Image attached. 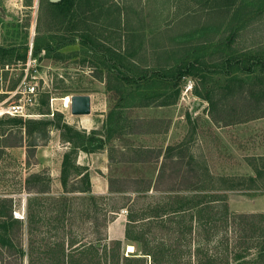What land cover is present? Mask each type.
I'll return each mask as SVG.
<instances>
[{
  "label": "rangeland",
  "instance_id": "374dc122",
  "mask_svg": "<svg viewBox=\"0 0 264 264\" xmlns=\"http://www.w3.org/2000/svg\"><path fill=\"white\" fill-rule=\"evenodd\" d=\"M82 1L79 0L78 14L79 16H87L84 24H88L94 29L95 34L110 51L124 57V62L133 61L134 63H129L132 65L131 67L133 69L135 67L140 68L143 74L154 70L155 67H158L159 62L160 65H163L161 55L166 53H168L167 61L171 66H178L184 62H191L203 50L204 58H208L212 46L215 45L218 50L220 42H230L234 50H228L227 55L238 61H236L237 67L230 70V65L220 66L222 60L219 63L218 59L208 58L209 63L205 67L208 70H206L204 77L187 75L180 81L178 107L175 109V117L170 129L177 143L168 146L164 154L171 155L173 160L180 161L182 165L179 168L178 165L168 164L166 166V173L176 174L171 182L166 177V182L178 189L171 194L178 192L177 194L182 196H191L194 192L187 189L189 182L201 178L202 181H206L205 184L208 185L207 188L209 189L211 186L219 187L222 185L224 181L221 178H224L226 180L224 184L231 182L238 184L234 189L220 191L225 194L226 201L231 196L236 198L248 197L250 192L247 191L253 187H250L248 172L242 164L247 163L249 166L252 164L253 168L258 166L264 172V156L254 157L251 155L255 150L257 141L261 143L264 140L260 137V135L264 136V118L229 125H223L222 122L214 123L207 111L211 105L198 96L194 89L199 90L201 94L213 90L214 94H218V99L222 97L220 101L216 100L218 106H222L225 100L231 101L238 98L239 101H242L250 94H259V85L253 89L254 93L250 92L251 85L256 82L254 80L255 74L252 75V73L247 72L246 68L249 66L248 63L252 64V61L255 60L252 59L253 56L259 57L261 55H256L257 51L264 50V0H231L228 4L222 3L220 0H90L86 4ZM43 3L44 0H0V45L15 46L7 47L6 52H0V57H7L5 60L9 66V69L3 72L1 87L5 90L16 85L25 72L22 69L23 62L12 58L27 51L28 60L29 48L34 49V51L39 49L36 55L32 54L34 59L30 57L31 63L28 67V72L40 78L37 82L36 103L27 107V113L32 115L30 118L45 117L40 115L43 109L40 100L46 92H49L47 100L49 111L61 112L64 118L67 116L65 119L67 123L77 129L83 128L82 123L86 118L93 119L99 129L101 126L99 120L105 115L98 114H105L108 101L111 103L116 101V92L110 90L107 93L105 90L107 78L113 79L114 76L110 74L112 73L111 70L117 71L118 69L120 72L128 73L133 77H137L139 74L133 70L127 72L121 66L111 69L110 66L114 63L110 59V53L99 50V47L90 48L81 43L79 36H77L79 30L70 31L69 28H66V24H54L51 28L52 24L48 25L51 23L48 21L49 18H39ZM127 6L135 8H133L135 10L134 15L128 11L130 14L127 16L129 21L126 25L123 24L124 26L121 25L122 23L118 25L117 21L122 20L121 12L127 13ZM130 16L132 17L129 19ZM62 40L64 41L63 46H59L57 43ZM46 45L53 47L52 49L56 48V50L40 49ZM26 47L28 48L26 49ZM184 49L185 52L182 54ZM183 55L185 56L182 57ZM168 62L167 64H169ZM136 63L138 65L133 66ZM227 68L229 72H225ZM253 70L257 72L258 66H254ZM229 76H235L244 82L239 83L237 81L235 83L233 81L230 88H225L223 87L224 78ZM189 81L190 88L188 86ZM141 84L144 83L141 82ZM166 84H168L167 81H163L157 86L168 94L170 92L168 88L163 87ZM219 92L222 94L221 96H219ZM67 94L91 95V114L89 116L72 115L70 106L61 99L63 95ZM162 100H164L163 97H154L150 103L153 102V106ZM101 110H105V112L103 113ZM133 112L135 111H131V113ZM150 113H152L151 109H147L144 114L141 113V110H136L134 115L145 116ZM5 118L6 116L0 119ZM138 121L141 123V120L138 119ZM259 130H262V133ZM46 134V138L39 136L36 141L33 137L25 136L26 140L22 146L7 147L0 154V197H11L13 200V217L21 218L24 221L20 232L17 230L15 233V237L25 251L32 250L34 264H40L38 256L40 257L42 254L40 252L42 248L40 238L43 231L42 229L38 232L35 231L33 237L28 234L25 204L27 197L32 194L25 190V186L27 184L35 188L49 189L50 192L57 194L59 191L57 190L60 174L59 162L62 153L67 147L69 149V144L63 143L56 129L49 128ZM125 141L127 148H132L130 147L132 144L137 145L142 142L139 138L134 137L132 139L126 138ZM32 142H36L37 145L31 153V148L27 147L26 144ZM176 146L178 147L176 148ZM164 158L165 156L162 162L168 160ZM189 159L191 164L187 163ZM95 161L94 164L102 163L100 159ZM122 163L119 165L121 167L118 172L124 174V179L148 175L154 169V165L150 164H133L128 160ZM91 169L94 170L95 166H92ZM185 172L186 174H184ZM32 173H37V176L30 177L29 182H25V179ZM198 176L199 178H197ZM134 179H125V185L135 186L136 183L132 182ZM239 181L241 184L238 183ZM76 182L78 186H82L78 179ZM163 183L167 184L165 181ZM74 185L70 181L67 188L71 189ZM247 187L250 188L247 189ZM213 191L209 189L204 192L209 194ZM147 195L149 196L142 197L145 195H141V198L137 200L136 204L141 203V208L148 207L150 203H155L151 206L158 205L162 200L161 196H163L159 193ZM39 196L46 198L41 203L44 206V217H50L54 213L49 211L50 199L47 198L54 195L49 193ZM88 196L87 194L68 195L72 198L67 206L69 212L66 214V219L63 221L64 227L60 228L58 236L64 238L67 235L75 236L78 239L81 238L82 241L89 242L94 238L92 229L93 224L97 222V235L100 237V245L102 246L97 258L101 264H105V261L107 264L108 251L105 250L107 241L104 238V227L101 226L105 220L103 214L106 210L102 205L104 200L101 197H96L93 205V202L87 198ZM124 200L121 195L108 198L106 207L121 206ZM214 205L217 206L214 207L213 211L218 212L220 203H214ZM121 212L119 210L118 213L121 214ZM232 213L229 211L231 216ZM186 214L189 213H185L187 217ZM218 215L219 213H217L214 226L207 230H203L197 225L194 226L193 221L194 228L191 235H181L177 232L176 225L168 221L164 223L158 221L150 223L148 221V225L141 226V231L145 232L144 236L151 242H162L173 255H179L182 264L185 262L197 264V260L205 255H211L217 262H220L226 253L229 264H238L243 260L246 262L244 264H251L257 256L255 248L244 251L245 255L241 259H234L233 255L242 252L245 246L250 245L251 242L252 244L256 243L257 240L248 237L243 230L239 232L238 222L240 218L228 221L227 226L223 227L221 216L218 217ZM111 216L106 212V219ZM177 219L180 218L177 217ZM90 220L92 224L89 223ZM148 227L150 228L147 232L146 228ZM68 229H70L69 232ZM180 237H182L181 240H179ZM109 246L111 247L112 244L109 243ZM2 252L0 264H22L13 248H2ZM90 258L91 261L89 256L83 258L84 264L95 262L94 255L91 254ZM28 259L31 257L25 256L22 260L23 264H31L30 260L28 263Z\"/></svg>",
  "mask_w": 264,
  "mask_h": 264
},
{
  "label": "trees",
  "instance_id": "16d2710c",
  "mask_svg": "<svg viewBox=\"0 0 264 264\" xmlns=\"http://www.w3.org/2000/svg\"><path fill=\"white\" fill-rule=\"evenodd\" d=\"M220 1L222 3L228 4L231 0ZM78 4L79 0H44V3L41 5V13L39 15V18H49L48 21H51V23L49 24L52 25L66 24V28H69L70 31L79 30V34H77V36H79L81 43L90 48L96 49L99 47V50H104L110 53V59L114 63L112 66H110L111 69H113V67L117 68L121 66L127 72H131L133 70L139 74L137 77H133L128 73L120 72L118 69L117 71L111 70L112 73L110 74H113L114 76L112 80H106L105 90L108 93L110 92V90H115L119 95L118 99L121 105L127 103L130 100L132 101V103H134L133 105H149L151 99L153 100L154 97L148 94H143L141 90L158 89L159 87L157 86V84L163 81H167L168 84L163 85V87L168 88L170 92L167 94V96H163L164 100H162L161 104L174 103L179 97V85L183 77H186L187 75H199L200 77H204L206 70H208V68H205L209 63L208 58H212L214 60L218 59L219 63L222 60V64H220V66L230 65V70L237 67V60H234L232 59V57L227 55L228 50H234V48H232L230 42L228 41L225 43L220 42L218 50L215 48V45L212 46L208 58H204L205 53L203 50V52H199V54L196 55V58L191 62H184L179 64L178 66H169L171 64L167 63H163V65H160L161 63H158V67H155L154 70H150L147 73L143 74L140 68L135 67L133 69L131 67L132 65L129 63L133 61L130 60L129 63L127 61L124 62V57L116 54V52L110 51L109 48H107V46H105V44H103V42L95 34L94 29H92L88 24H84L87 16H79ZM120 23L121 20H118L117 24L120 25ZM38 50H35L33 54L36 55V52H38ZM0 52L6 51L4 49H1ZM25 54L24 57L19 59L24 61ZM258 54L261 55L259 57L253 56L252 59L255 60L252 61V64L248 63L249 66L246 69L247 72L252 73V75L255 74L254 80L256 82L254 85H251L250 92L254 93L253 89L259 85V94H250V96L242 101H239L238 98H234L231 101L225 100V103L222 106H218L216 100L220 101L222 97L218 99V94H214L213 90H209L206 91L205 94H201L199 90H197L196 88L194 89L195 93L198 96L208 101V103L211 105L207 111L212 122H222L223 125H229L264 117V50L257 51L256 55ZM0 62L4 63L5 61L0 58ZM103 63L105 65V62ZM133 66H137V64H134ZM254 66H258L257 72L253 70ZM106 67L108 68V66ZM110 68L108 69L110 70ZM225 70V72H229L228 68ZM224 80L225 84L223 87L225 88H230L233 81H235V83L237 81L239 83L244 82L242 79H239L235 76H229L226 79L224 78ZM141 82H143L144 84H141ZM14 86L15 85H12L10 89ZM221 95L222 94L220 93L219 96ZM48 96L49 92H46L45 96L40 100L41 105L43 106L40 115H44V118H23L20 116H8L5 119H0V154L7 147L22 146L23 142H25L26 140V137H33L35 141L39 136H43V138H46V132L49 128H54L59 131L60 139L63 142L69 144V149L62 155L60 167L59 179L64 194L58 196H50V198H47L50 199L49 211L54 214L50 217H44V206L41 203L46 198L39 195H45L44 193H46L47 190L31 187L26 184L25 190L28 193L32 194L30 197H27L25 204V220L26 226L28 228V234L33 237L35 231L38 232L40 229H42L43 231L41 232L42 236L40 238L42 243L40 252H42V254L40 255V257L38 256L40 264H84L85 262L83 258L89 256V260L91 261V254L94 255L95 260V262L92 264H101L97 257L99 256V251L102 249V246L96 247L95 245L97 241H100V237L98 235L96 236L94 241H91L88 243V245H85L86 242L83 243L82 240L77 239V237L75 236L67 235L66 238H64L63 236L59 237L58 232L60 228L64 227L63 221L66 219L65 217L67 212H69V208H67L68 202L72 199L70 198L71 196L68 197V194L66 193H70L72 191L88 193L90 191L89 174L87 168L77 164L76 162L78 152H93L103 148L106 143V138L109 137V129H107V127L101 126V128L92 129L87 133L84 129H77L73 125L68 124L61 112L54 111L53 115L49 116L50 111L47 103ZM120 121L125 125H128L127 123H129L126 122V117H123L122 115L117 118V123ZM141 124L142 123L138 124V120L132 122L130 124L131 131L136 133L138 132L139 127H141V132L154 131V128L142 130L143 125ZM26 145L27 147L31 148L30 151L32 153V149L35 148L37 143L32 142L27 143ZM177 147L178 146H176V148ZM164 156V159L168 160H164L165 162L163 161L161 163L157 177L153 183V188L167 189L174 192V190L178 189L173 188L172 185H168V183L166 182V177L168 178V181L171 182V179L174 178L176 174H172L171 172L166 173L165 168L168 164L174 166L178 165L179 168V166L181 167L182 163L178 160H173V157L171 155ZM149 160L150 159L141 158L142 162ZM187 163L191 164V160L189 159ZM254 169L255 174L253 176H248V181L251 183L250 187H253L254 189H264V172L258 166H255ZM184 174H186V172ZM71 175L72 178H70ZM36 176L37 173L30 174L25 179V182H29L30 177ZM197 178H199V176ZM76 179H78L82 186L77 185ZM221 179H223L222 181H224L225 183L226 180H224V178ZM70 181L75 185L71 189H68L67 185ZM122 181L126 182V180L123 179L119 181V183H121ZM164 181L167 184H164ZM228 181L230 182V180ZM132 182L136 183L135 187H141V190H148L152 184V180L149 178H137ZM205 183L206 181H202L201 178L189 182V186H187V189L193 190L194 192V194H192L191 196H182L180 194H177L178 192L176 191V194H165L161 203L156 206H151L150 204H148V210L141 211V219L145 217L150 219L151 221H158V219H162V217H165L168 222H173L176 225V230L181 235H191V233L193 232V228L196 225L200 226V228H202L203 230H207L211 226H214L217 213H219L218 217L221 216L223 227L227 226L228 221H234L235 219L240 218L238 222L239 232L243 230L248 235V237L256 239L257 242L253 244L251 242L250 245H247L243 248L242 252L234 254L233 258L241 259L245 255L244 251L255 248L257 250V256L251 264H264V213H232L231 216V214H229L226 196L220 191L225 189H234V187L238 184H233L231 182L229 184L223 183L219 187L211 186V188L209 189L214 191L209 192V194H205L206 192L204 191L209 190L207 188L208 185H206ZM238 183L241 184L240 181ZM250 187H247V189H249ZM87 198H89V200L93 202V205L95 204L96 197L90 195ZM214 203H220V210L218 212L213 211L214 207L217 206L214 205ZM12 210V198L0 197V256H2L3 254L2 248H13L16 251L22 264V260L25 256L31 257V259H28V263L30 260L31 264H34L32 250L25 251L22 245L20 246L18 239L15 237V233H17V230H19L18 232H20L24 221L21 218L13 217ZM106 212L107 210L103 214L105 215V220L101 224V226H105L107 222ZM185 213H189L188 215L186 214L187 217L185 216ZM177 217H179L180 219H177ZM159 221L163 222L162 220ZM191 221H194V226L193 224H191ZM95 225L98 226L97 222L95 223ZM149 228L150 227L146 228V231H149ZM13 229L14 231H12ZM67 231L69 232L70 229H68ZM12 235L14 236L12 237ZM181 239L182 237L179 238V240ZM141 245L142 253L150 256V264H182L180 260L181 257L179 255H173L169 250L166 249L167 246L162 242L153 243L148 239H141ZM136 260L139 261V259H135L132 264H136ZM145 263L146 258L141 257V264ZM229 263L230 262L228 261L227 253L225 254V256H223L220 262H217L214 258H212L211 255H205L197 260V264ZM244 263L246 262H244L243 260V262H240L238 264ZM185 264L190 263L185 262Z\"/></svg>",
  "mask_w": 264,
  "mask_h": 264
},
{
  "label": "crops",
  "instance_id": "0c3cea01",
  "mask_svg": "<svg viewBox=\"0 0 264 264\" xmlns=\"http://www.w3.org/2000/svg\"><path fill=\"white\" fill-rule=\"evenodd\" d=\"M88 1L90 2V0H83L82 2L86 4ZM127 7H128L127 13L121 12L122 24L121 23L120 24L122 26L126 25L127 21H129L127 16H129L132 13L134 15L135 12L134 10L135 8L133 6H127ZM128 11H130L129 12L130 14H128ZM138 13L140 15V11ZM131 17L132 16H130L129 19ZM197 49L199 50V48ZM184 52L185 49L182 52V54H184ZM161 56H162L161 59H163V61L161 62L167 63L168 53ZM184 56L185 55H183L182 57ZM4 63H8V62L5 61ZM136 64L138 65V63ZM142 69L145 70V68ZM107 80H112V78H107ZM161 91L162 89L141 90L143 94H148L155 98L157 97L161 98L163 96H167V92L165 91L161 92ZM89 96H90V107H91L92 96L91 95ZM118 97L119 95L116 92L117 102L115 101L114 103H111L110 101H108L106 104L107 111L105 112V110H101L103 113L105 112V114H98L101 116L105 115L102 119L99 120V123H101L100 124L101 126L107 127V129H109V137L106 138V143L104 147L93 152L79 151L77 155V164L81 166H85L87 168L89 174L90 191L88 193L72 191L66 194L68 195L87 194L89 196L92 195L94 197H102V199L104 200L102 205L105 207V210H107V213L112 215L110 218L107 219L105 226H103L104 238L107 241V245L105 247V250L108 251L107 264H132L135 259H139V261L136 260L137 261L136 264H141V257L146 258L145 264H150L151 262V260H149L150 256L142 253L141 239H148V238L144 236L145 232L141 231V226L143 227V225L144 226L148 225L149 223L148 221H150V223L157 221H151L150 219L145 217L141 219V211L148 210V208L147 207L141 208V203L138 204L136 203L137 200L141 198V194H145V197L149 196L147 194H156V193L163 194V196H161L162 200L159 202L161 203L163 201L165 194L173 193V191L167 189H159V188L154 189L153 183L160 169V165L165 155L164 153L166 148L173 143L174 144L177 143V141H175L174 137L172 136L170 129L172 128L171 126L174 121L175 111H176L175 109L176 107H178L177 106L178 99L174 103H170V104H161V102H159L152 106L153 103L152 102L149 105L138 106V105H133L134 103H132L131 100L121 105L119 103ZM147 109H151L152 113L145 116L134 115V113H136V110H141V113L144 114L147 112ZM131 111H135V112L131 113ZM90 114H91V109L88 114H84L83 116H89ZM121 115L123 117H126L127 120L126 122H129L127 123L128 125H125L121 121L117 123V118ZM65 119H67V116H65ZM138 119L141 120L142 123L141 125H143L142 130L154 128V131L141 132V127H139L138 132L136 133L132 132L130 129V124ZM82 125H83L82 129L87 131V133L92 129H97V124L93 119L90 120L89 118H86V120L82 123ZM56 131L59 135V131L58 130ZM259 132L262 133V130H259ZM132 137L139 138V140H141L142 142L141 144H137V145L132 144V146H130L132 148H127L126 146L127 144L125 143L126 142L125 140L126 138L132 139ZM260 137L264 139V136L260 135ZM255 138L257 139V137ZM63 143L67 145L66 142ZM62 155H61V160H62ZM251 155L254 157L264 156V140H262L261 143H258L257 141V144L255 145V150ZM141 158L150 159V160L142 162ZM95 159L97 160L100 159L102 163L94 164ZM61 160L59 162V172L61 167ZM125 160H128L130 161V163L133 164L154 165L153 171L148 175H141L142 177L140 176V177L125 178L128 180L133 178L151 179L152 184L148 190H141V187L137 188L135 186L125 185L126 183L125 181L119 183V181L123 180L125 177L124 174H120L118 172L121 167L119 165L123 164L122 162ZM242 165L247 170L248 175L253 176L255 174V170L252 164L249 166L247 165V163H243ZM92 166H95L94 170L91 169ZM59 178H60V174H59ZM58 181L59 182L57 184V188H58L57 190L59 191L57 192V194L50 192L49 189H47V192L44 194L47 195L51 193L54 196L64 194L63 188L60 183V179ZM247 192H250L248 197L243 196L240 197L241 198L240 199V198H236L235 196H231L228 199L227 204L229 211L233 213H242V212L264 213V189L253 188L251 190H248ZM116 195H121L124 197L125 200L123 201L122 205L111 208L106 207L108 198L115 197ZM154 204L155 203H150V205H154ZM123 209L125 210L124 212L122 211L121 214L118 213L119 210H123ZM159 220H162L163 223L167 221L165 217H162V219H158V222H160ZM89 223L92 224V221L90 220ZM191 224H193L192 221ZM93 226L96 228L93 227L92 229V232L94 233V238L91 241L95 240L98 232L97 226L95 224H93ZM79 240L82 239L79 238ZM89 242H86L85 245H88ZM97 243H99V245H97ZM100 243L101 240L97 241L95 243L96 247L101 246ZM109 243L112 244L111 247L109 246ZM129 245L133 247V250L131 251L128 250Z\"/></svg>",
  "mask_w": 264,
  "mask_h": 264
},
{
  "label": "built area",
  "instance_id": "2783aa9c",
  "mask_svg": "<svg viewBox=\"0 0 264 264\" xmlns=\"http://www.w3.org/2000/svg\"><path fill=\"white\" fill-rule=\"evenodd\" d=\"M28 56V60L27 57L24 61L21 60V62H23L22 69L25 71L23 76L19 78L18 83L11 89L9 88L3 90L1 87V83L4 77L3 72L7 71L9 69V66L8 63L0 62V118L5 116H20L23 118H30V116H32L31 114L27 113V107L36 103V94L38 89L37 82L40 78L35 74L28 72V67L31 63L30 57H34L32 55L31 48H29L28 50ZM188 86L189 88L191 87L190 81L188 83ZM53 112V110H50L49 116H52ZM121 211L124 212L125 210Z\"/></svg>",
  "mask_w": 264,
  "mask_h": 264
},
{
  "label": "water",
  "instance_id": "95a60500",
  "mask_svg": "<svg viewBox=\"0 0 264 264\" xmlns=\"http://www.w3.org/2000/svg\"><path fill=\"white\" fill-rule=\"evenodd\" d=\"M69 106H70V113L72 115L88 114L90 112V96L88 94L70 95ZM97 245H99V243H97Z\"/></svg>",
  "mask_w": 264,
  "mask_h": 264
},
{
  "label": "flooded vegetation",
  "instance_id": "af4514ba",
  "mask_svg": "<svg viewBox=\"0 0 264 264\" xmlns=\"http://www.w3.org/2000/svg\"><path fill=\"white\" fill-rule=\"evenodd\" d=\"M51 1V0H50ZM54 1H58V0H54ZM48 25H50V24H48ZM51 28H53V25L51 26ZM50 30V29H49ZM63 40L62 41H60V42H58L57 44L59 45V46H63L62 44H63ZM1 47H2V49H8V48H11V47H15V46H13V45H10V46H4V45H0ZM8 47V48H7ZM28 47H26V49H27ZM42 48H45L47 51L49 50H51V51H54V50H56V48L55 49H52L53 47H51V46H43V47H41L40 49H42ZM48 48V49H47ZM25 49V50H26ZM33 51H32V54H33V52H34V49H32ZM6 51V50H5ZM44 51V50H43ZM26 53V54H25ZM24 54H25V59H26V57H27V51L26 52H24L23 54H21L20 56H14V58H12V59H15V60H21V59H19V58H22V57H24ZM1 59H3L4 61H6L5 59L7 58V57H0Z\"/></svg>",
  "mask_w": 264,
  "mask_h": 264
},
{
  "label": "bare ground",
  "instance_id": "6f19581e",
  "mask_svg": "<svg viewBox=\"0 0 264 264\" xmlns=\"http://www.w3.org/2000/svg\"><path fill=\"white\" fill-rule=\"evenodd\" d=\"M63 102H65L67 105L70 104V95H63V97L61 98ZM54 100V99H53ZM52 100V101H53ZM22 215V214H21ZM24 215V214H23ZM128 250L131 251L133 250V247L131 245L128 246Z\"/></svg>",
  "mask_w": 264,
  "mask_h": 264
}]
</instances>
